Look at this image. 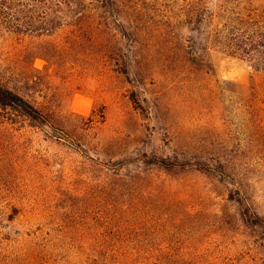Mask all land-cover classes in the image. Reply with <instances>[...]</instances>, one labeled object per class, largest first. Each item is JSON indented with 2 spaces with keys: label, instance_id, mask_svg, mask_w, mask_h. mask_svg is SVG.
Listing matches in <instances>:
<instances>
[{
  "label": "rangeland",
  "instance_id": "rangeland-1",
  "mask_svg": "<svg viewBox=\"0 0 264 264\" xmlns=\"http://www.w3.org/2000/svg\"><path fill=\"white\" fill-rule=\"evenodd\" d=\"M82 1L30 0L36 12H17L21 23L0 16V84L49 120L8 123L12 115L0 109V208L11 226L4 231L10 253L0 250V264L12 263V238L20 249L26 241L32 246L16 264H54L37 259L42 250L32 238H47L43 225L106 222L116 201L126 217L136 215L139 202L192 216L155 219L156 231H165L143 233L149 210L137 212L130 233L87 238L96 256L133 264H264V229L257 226L264 223V76L251 66L255 52L218 43L201 51L202 37L169 18L186 0H118L119 14L114 0H103L109 17L99 31L81 21V9L93 4ZM210 4L226 32L251 29L252 11L264 15V0ZM232 13L240 22L230 26ZM152 159L198 163L204 173L136 166Z\"/></svg>",
  "mask_w": 264,
  "mask_h": 264
},
{
  "label": "trees",
  "instance_id": "trees-1",
  "mask_svg": "<svg viewBox=\"0 0 264 264\" xmlns=\"http://www.w3.org/2000/svg\"><path fill=\"white\" fill-rule=\"evenodd\" d=\"M34 1H38V0H34ZM102 1L103 0H92L90 3L93 4H91L90 7L88 6V10L86 8H82L80 11L81 16L83 17L81 18V21L84 19L87 20V22L90 21L93 28L97 31H99V29L104 26L105 21H103V19L105 18L107 20L109 17L107 15V13L109 12L108 7L105 6L104 2ZM12 2H24V3L14 6ZM114 2L115 4H117L115 5L117 7L116 13L118 14L122 13L124 10L123 8L124 6L120 5L121 0L120 2L118 0L116 1L114 0ZM78 3L80 5L85 4L83 3L82 0H78ZM35 7L37 8V6ZM25 8H27L28 13H33V11L36 12V10L34 9V5L30 3V0H0V16L2 17L4 16L6 18L9 17L15 18L18 16L17 20L19 23L24 21V17L17 14V12L19 13L23 12ZM32 8L33 10L31 11ZM172 11L176 13V8L174 7ZM46 15H48V13L44 11L43 15H41L40 17H44ZM218 16H219L218 11L217 9L214 10L212 5L210 4V0H186V4L183 6L181 12L173 17L169 16V18L176 19L177 26H185L187 30H190L191 32H195L199 34L200 37H202L201 41L204 44V47L203 49H201V51H207V50L209 51L217 43L222 44L223 47H225L224 50H231V52H235L233 51V49L247 47L245 46L247 44L250 45L248 46L251 49L250 52H255L252 53L251 55L252 56L251 66L255 69L257 74H261L262 76H264V15H262V17H259V13L257 10L255 11V13L252 11L249 15L250 16L249 22H253L252 28L245 31L244 28L236 27L234 28L233 33L229 32L228 30L227 32L222 31L219 28L217 24ZM26 17H31V16L26 15L25 18ZM232 18H234L233 13L231 16H229L228 21L231 20ZM239 22H235L234 20H231L230 26H233L234 24H237ZM79 30L80 31L86 30V27L83 28V25L81 23V28L79 27ZM238 42L241 43L239 44ZM32 70L34 71V69ZM0 109L9 112L12 115V117H10V119L6 121L8 123L27 122L30 125L37 127L43 125H49V120L46 118L45 114L34 103L30 102L27 98H25L22 94L18 93L16 90L1 84H0ZM9 120L11 121L9 122ZM137 164L138 165L136 166L140 169H142V166L144 165L148 168L155 167L156 169L162 170L163 172H170L176 168H179L180 170L188 169V170L204 173V169L198 163L192 165L189 163L186 164V163L173 162L170 159L142 160L140 163L138 161ZM103 181H105L106 185L107 183H109V182L106 183V180ZM121 195L122 194H119V192L115 193L116 197L118 196L120 197ZM127 195H129V197H132L134 194L129 193ZM141 198L144 201L145 194L138 192L137 199L141 200ZM233 199L234 197L232 196V193L229 192V194L226 197V201L231 202ZM142 203L143 202H139V207H137L134 210H136L139 213L147 214L145 210L148 209L149 210L148 218L151 221L153 220L152 222L146 221L145 223H143V229H144L143 233H154V232L163 233L165 231L164 229L163 230L158 229L156 231L153 225L155 219L156 220L158 218L170 219L174 217L177 218V220H183L189 215L192 216V212L188 214L182 213L181 215H177V214L171 215L172 214L171 211L173 210L172 205H169V209L165 211L163 209V206L165 205L157 206L152 203L147 205L146 202H145L146 205H142ZM122 206L123 205L117 201L114 204L108 205L107 207L108 209L104 213V216L107 220L106 222L94 223V222L73 221L69 223L65 222L56 225L52 224L51 226L48 225V227L43 225L45 227V235L47 236V238L45 240H41L36 236H34V238L31 237L34 241H36L35 242L36 247H38L43 251V252L39 251L37 259L43 262L45 260V257L46 258L48 257L51 258V260L53 259L54 264H133L126 262L127 260H131V258H127L124 256L113 257V255L96 256L92 254L90 251H88V249H86V247L90 244V241L87 239L88 237H98L102 235L105 231H109V230L118 231L123 234L130 233V229L132 225L131 220L136 221L137 218L140 217L137 212L136 215L131 213V217H126V215L124 214V210L126 209H124ZM90 211H91L90 213H92L93 209H90ZM104 211L105 210H103V212ZM111 213L112 216H110ZM165 216H170V217H165ZM4 219H5V211H3L2 208H0V242H1L0 250L10 253L9 246L8 249L4 246L5 245L4 236L6 234L4 233V231L7 232L8 230H11V226L5 225ZM244 221L245 220L243 219L242 222L244 223ZM257 222H259L257 223L258 224L257 226L259 228L264 229L263 221H257ZM134 225L135 224H133L132 227H134ZM53 231H55L57 235H55ZM90 232H93L94 235H91ZM13 240H19V239L12 238L10 240L11 250L12 249L15 250V252H12L11 262L13 264H16L14 259L18 261L23 257L27 258L31 255V252H29L28 249H30L32 246L28 245L29 242L26 241L27 247L25 249H20L18 248L16 242ZM13 244H15L17 249L12 248ZM62 251H64V254H62ZM28 264H30L29 261Z\"/></svg>",
  "mask_w": 264,
  "mask_h": 264
}]
</instances>
